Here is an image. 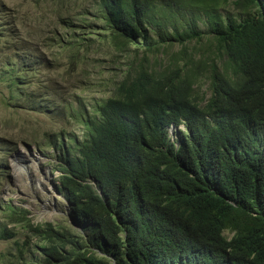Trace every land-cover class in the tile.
Instances as JSON below:
<instances>
[{"label":"trees","instance_id":"obj_1","mask_svg":"<svg viewBox=\"0 0 264 264\" xmlns=\"http://www.w3.org/2000/svg\"><path fill=\"white\" fill-rule=\"evenodd\" d=\"M30 13L22 30L0 1L1 103L59 129L0 143L54 153L79 230L0 205L14 224L0 221L13 242L0 264H264V0H30ZM97 39L126 61L119 81L84 70L61 95L54 71L90 64Z\"/></svg>","mask_w":264,"mask_h":264},{"label":"rangeland","instance_id":"obj_2","mask_svg":"<svg viewBox=\"0 0 264 264\" xmlns=\"http://www.w3.org/2000/svg\"><path fill=\"white\" fill-rule=\"evenodd\" d=\"M8 10L15 13L18 18V25L23 30L27 25L32 26L30 17L34 19L42 13L40 9H34L32 13L25 16L24 11L29 10L30 0H0ZM226 11L237 12L233 4ZM30 29V27H27ZM72 38L74 32L71 30L61 31ZM80 35V33H78ZM96 52L90 56V64L80 63L76 72H71V67L56 68L55 77L66 87L62 88L61 95L74 93V87H77L82 77V71H86L88 80L91 82L104 79L119 81L123 71L126 70V61L120 60V57L112 60L114 48L108 42L97 39ZM177 51L174 48L173 52ZM114 53V54H113ZM113 54V55H112ZM112 55V56H111ZM119 59V60H118ZM48 74V73H47ZM45 74V75H47ZM44 75V76H45ZM65 79V80H64ZM113 82V83H115ZM203 87L202 93L208 91L209 81L204 78L201 81ZM70 88L67 89V88ZM60 94L58 91L56 94ZM6 94V93H5ZM4 94V95H5ZM58 94V95H59ZM102 94V93H100ZM3 95V96H4ZM0 97V141H23L30 138L34 129L45 131H55L59 126H53L48 116L33 112H17L5 108L2 105ZM182 129H184L182 127ZM73 133L81 135V129L76 126L70 128ZM174 129L170 133L175 135ZM36 136V135H35ZM46 143L45 140L42 142ZM53 155V156H52ZM3 159L2 168H0V205H12L15 209H25L28 211V218L35 224L51 223L55 227L77 229L74 225L70 207L64 201L57 189V177L59 173L54 170L57 165L56 156L51 150L42 148L40 150L35 145L23 143L2 144L0 143V160ZM0 212V221L9 223ZM11 227L14 224H10ZM20 239H25V232L20 229ZM13 242H0V254L6 253Z\"/></svg>","mask_w":264,"mask_h":264}]
</instances>
